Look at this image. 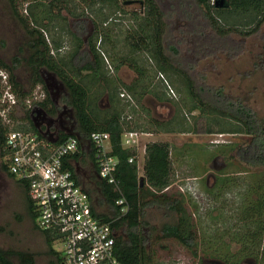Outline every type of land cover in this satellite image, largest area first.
I'll use <instances>...</instances> for the list:
<instances>
[{
  "label": "trees",
  "instance_id": "trees-1",
  "mask_svg": "<svg viewBox=\"0 0 264 264\" xmlns=\"http://www.w3.org/2000/svg\"><path fill=\"white\" fill-rule=\"evenodd\" d=\"M19 1L24 0H7L12 14L28 35L26 45L29 53L24 58V62L30 71V87L25 89L13 74V69L20 62L18 56H13L9 64L0 60V66L7 70L9 81L19 101L16 110L11 115L14 120L22 122L17 123L16 127L37 133L31 122L32 109L27 108L22 100L36 84H39L45 96L41 101L34 102L33 106L50 104L48 90L41 74L42 68H45L52 72L65 87L66 94L62 97V101L72 112L74 125L72 133L78 138V150L84 142L89 140L91 132L105 131L109 134L110 153L118 159L116 176L129 204V209L125 214L120 215L119 208L114 203L115 198L118 197L117 192L113 190L112 185L99 179L96 180L100 192L97 201L98 204H105L109 207L110 215H96L104 221L114 219L111 222V227L117 231L114 253L120 263L158 264L154 259L153 248L157 246L158 240L170 238L177 241L192 256H197L199 242L196 225L191 215L192 211L187 210L184 202L185 194L180 193L171 185L168 143L162 141L146 143L141 176H138L134 159L131 162L128 161L129 157L136 155V148L121 145V133L124 130L142 132H153L154 128L161 131L189 130V124L181 114H175L166 121L155 119L154 126L147 124L145 119H133L134 107L122 101L119 96L120 92L125 90L134 96L147 92L156 100L167 98L162 91L163 83L159 81L154 83L156 73L150 69L148 62L141 54L148 48L142 24L139 23L131 33L125 35L129 39L130 50L121 56L113 44H111V50H114V54L109 53L110 48L102 47L114 69H118L114 60L121 58L123 62L128 63L129 68L136 75L129 84L122 82L123 89L120 91L112 75L107 74L104 58L95 48L98 36L100 41L103 40V36L104 39L107 36L103 32V27L98 32L92 27V30L86 33L83 24L79 23L78 31L72 32L67 29V33L74 39L73 47L66 59L55 57L60 48L59 40L52 37L51 42L47 43L43 29L31 25L28 17L19 12ZM31 1L37 4L48 1L50 5H57L54 0ZM142 3L146 7L153 28V44L159 63L168 69L165 72L175 73L182 77L193 102L190 110L199 111L198 132L205 131L203 110L207 108L236 119L242 123L244 133L249 135L247 145L238 149L240 160L250 166H264L263 120L256 115L243 97L229 95L219 85H208L207 76L197 66L200 59L207 60L216 56L221 48L222 50L226 48V51L239 50V48H234V43H229L231 35L244 39L250 35L259 34L264 22V0H142ZM32 16L34 20H37L36 13H32ZM63 19L66 18L63 17ZM50 25L53 28L56 24L51 23ZM62 28L60 24V30ZM84 34L85 39L82 38ZM262 40L264 41V36ZM51 49L54 51L53 54L50 52ZM116 53L117 57H115ZM257 66L264 67V49L256 56V61L253 63L254 68ZM83 71L89 72L87 76L91 85H98L95 91L99 90L107 94L108 107L101 116L104 121L97 120L95 108L98 106L92 102L93 99H97V96L90 95L89 92L92 86L81 82ZM99 75L101 76L99 77L101 78L100 83L97 80ZM19 110L20 115H16ZM49 111L54 113L55 106L51 104ZM123 112L125 114L121 117ZM143 112L148 114L146 109ZM5 130L0 121L1 158L5 153L3 148ZM67 136L61 133L58 141ZM79 154L76 152L69 155L68 159L75 160ZM91 156L93 157V149ZM70 163L66 166L72 170ZM0 167L11 178L3 161ZM262 174L264 173H260L254 180L255 183L248 184L244 195L239 198L238 205H236L238 206L237 220L243 221L240 230L234 226L230 227L233 228V233L230 235L232 241L240 244L237 253L229 250L228 242L221 241L218 245L216 243V248L212 247L213 244L209 246L213 251H208V254L218 258L216 260L224 264H241L244 256L252 257L253 264H264V175L262 177ZM16 183L24 196L27 211L31 219H34L35 212L27 194V186L24 183ZM168 185H171L169 189L164 190ZM152 206L165 210L168 220L161 222L159 228L150 225L147 229L145 227L147 222L144 219L145 209ZM92 212H94L93 209ZM41 234L47 252L54 259V263L61 264V257L52 247V237L45 231H41ZM13 255L17 257L18 263L11 260ZM0 262L2 264H34V255L0 248Z\"/></svg>",
  "mask_w": 264,
  "mask_h": 264
},
{
  "label": "rangeland",
  "instance_id": "rangeland-1",
  "mask_svg": "<svg viewBox=\"0 0 264 264\" xmlns=\"http://www.w3.org/2000/svg\"><path fill=\"white\" fill-rule=\"evenodd\" d=\"M54 1L57 5H50L48 1L41 4L31 0L19 1V12L28 17L31 25L43 29L47 43L51 42L52 37L59 40L60 48L55 57L63 59L69 55L74 44V39L67 33V29L72 32L78 31L79 23L83 24L85 32L91 31L92 27L98 32L103 27L105 29L103 32L107 34L106 40L103 36V40L100 41L98 36L95 48L104 58L105 68L112 75L120 91L123 89L122 82L129 84L136 75L129 68L128 63L123 62L121 58L114 60V64L118 65V69H114L102 47L110 48L109 53L114 54V50H111V44H113L121 56L130 50L129 39L125 35L131 33L139 23L142 24L148 48L141 54L143 59L148 62L147 65L150 66V69L156 73L154 83L157 81L163 83L162 91L167 98L156 100L147 92L137 96L127 92L132 101L121 98L129 106L134 107L133 119H145V122L150 126H154L155 119L166 121L175 114H181L186 119L189 124L188 131H161L154 128L153 135L148 139L168 143L171 150V168L174 172L171 185L176 188L175 183H179L178 181L194 178L198 195L195 202L201 207L197 206L198 209H196L195 204H192L188 199L186 201V196L184 197L187 210L192 211L191 215L196 225L199 242L197 256H192L177 241L170 238L158 240L157 246L153 248L154 259L158 264H212V262L224 264L216 260L218 258L208 254V251H213L209 246L213 244L212 247L216 248L221 241H224L230 244L231 252L237 253L240 244L232 241L230 235L233 233V228L230 227L234 226L240 230L243 221L237 220L238 206L236 205H238L239 198L244 195L248 184L255 183L254 180L259 174L264 173V166H250L239 158L238 149L249 142V135L244 133L242 123L224 113L207 108L203 110L205 131L199 130L200 132H198L199 111L190 110L193 102L188 94L185 81L178 74L165 73V70L168 69L163 67L156 57L153 28L142 0ZM133 11L136 13L135 15L132 13ZM32 13H36L37 20H34ZM63 17L66 19L64 20ZM79 17L81 18L77 19ZM51 23L56 25L52 28ZM60 24L63 26L61 30ZM263 36L264 22L259 34H253L244 39L237 35H231L229 43H234V48H239V50L226 51V48L223 50L221 48L220 53L216 56L207 60L200 59L197 66L207 76L208 85H219L227 94L243 97L264 122V67H253L256 56L264 49ZM82 38L85 39L86 35H82ZM27 40L28 35L12 14L7 0H0V60L9 64L13 56L20 58V62L13 69V74L25 89L31 85L30 71L24 62V58L29 53L26 45ZM51 50L53 51V49ZM115 57H117V53ZM41 74L45 82L47 81L52 87L54 92L52 99L56 104L57 111H62L59 114V122L68 124L66 119L68 116L71 118L72 112L68 107H65L62 101V97L66 94L65 87L52 72L45 68H42ZM87 74L89 72H82L84 77ZM159 74H163L169 87L175 93L174 97ZM99 77L101 76H97V80L100 83L101 78L99 79ZM81 82L84 84V81ZM94 93L97 94L92 90L90 95H95ZM100 97L93 99L92 102L104 108L107 106L108 100L105 96L101 98L102 100L99 99ZM144 109L148 111L147 115L144 114ZM20 113L19 110L16 115H20ZM145 137L147 136H141L139 144L143 140H147ZM2 160L0 157V163ZM141 173L142 170L139 167L138 174ZM144 219L147 222L145 225L147 229L150 225L159 228L161 222L168 220V214L165 210L152 206L145 209ZM56 247L57 245H54L53 248ZM0 248L14 252L33 253L34 264H55L54 259L47 252L41 230L35 226V220L31 219L27 211L20 187L13 178L6 175L1 167ZM58 255L61 257L59 251ZM11 260L18 263L17 257L14 255ZM253 261L252 257L244 256L240 263L253 264Z\"/></svg>",
  "mask_w": 264,
  "mask_h": 264
},
{
  "label": "built area",
  "instance_id": "built-area-1",
  "mask_svg": "<svg viewBox=\"0 0 264 264\" xmlns=\"http://www.w3.org/2000/svg\"><path fill=\"white\" fill-rule=\"evenodd\" d=\"M50 52L53 54L52 50ZM159 75L163 78L162 74ZM38 85L22 100L27 108L32 109L33 103L45 96L41 85ZM167 86L174 97V91ZM119 96L132 101L126 91L120 92ZM18 104L8 72L0 66V121L6 129L2 161L11 178L26 184L35 212V226L52 237V247L57 245L53 249L61 253V264H121L114 253L116 230L111 227L112 221H104L93 214L88 193L66 166L68 156L78 152V138L68 135L61 141L53 142L38 132L17 128L19 121L11 115ZM142 134L138 130H124L121 145L136 146ZM89 141L98 176L117 192L114 203L119 208V214L123 215L128 211L129 204L116 176L118 159L110 153L109 134L93 131ZM133 159L129 157L128 161ZM178 182L175 183L177 190L187 194L198 209L194 178Z\"/></svg>",
  "mask_w": 264,
  "mask_h": 264
},
{
  "label": "crops",
  "instance_id": "crops-1",
  "mask_svg": "<svg viewBox=\"0 0 264 264\" xmlns=\"http://www.w3.org/2000/svg\"><path fill=\"white\" fill-rule=\"evenodd\" d=\"M165 73H167V72H165ZM107 74H109V73L107 72ZM85 76L86 77L83 76L81 81H84V84H86V85L92 86L90 81H89L90 80L89 77L87 75H85ZM163 78H164V76H163ZM165 82L167 83L166 80H165ZM45 85H46L47 90H48L50 104L47 103L43 106L35 104V106L32 107V110L30 113L31 114V122L33 123V126L36 128L38 133L44 135L45 137H47L48 139H50L53 142H55V141L57 142L59 140V135L61 133H65L66 135H73V133H72V130L74 128L73 120H72L73 116H71V118H70V116L67 117L66 122L68 121L69 123L67 122L68 124H66V125L61 124L59 122V119H60L59 114H61L60 112H62V111H59V112L57 111L56 104L52 99V93H54L52 91V87L49 85V83H47V81L45 82ZM167 85H169V84L167 83ZM97 86L96 85L92 86V88H90L89 92H91L94 89H97ZM123 91H125V90H123ZM96 92H97V94H95V93L94 94L97 97L101 96L99 99H101L103 96H105L107 99V94L105 92H100L99 90ZM51 104L55 106L54 113H51L49 111ZM107 107H108V104L104 108H102L101 106L100 107L98 106L97 108H95V112H96V116H97L98 121H104L101 116H103L104 111L107 109ZM123 114H125V112H123L121 114L122 115L121 117H123ZM152 135H153V132L150 133V132H144L143 131V134L141 136H147V137H145L147 140L146 141L143 140V142L141 144H139V142H138V144L136 146H132V147H135L136 151H137L136 155L133 157L134 161L136 162L137 173H138L139 167L141 168V170H143V162H144V156H145V145H146V143L155 141L151 138L148 139V137H150ZM145 138H143V139H145ZM140 139H141V137H140ZM140 139H139V141H140ZM92 149L93 148H92V145H91L89 140L87 142H84L81 145V148L78 150V153H80L79 157L75 160H70L71 163L70 162L69 163L72 165V171L74 172V177H75L77 183L89 195L91 206H92V209L94 211L93 213H95L94 215L95 216H97L96 214L110 215L109 214V212H110L109 207H107L105 204H98V201H97L100 192H99V189L96 185V180H99V179L103 180V179H101L98 176L95 161H94L93 157L91 156ZM170 154H171V152H170ZM170 157H171V155H170ZM67 161H68V159H66V161H65L66 165H68ZM171 161H172V159H171ZM171 164H172V162H171ZM173 173H174L173 169L171 168V179L172 180H173V176H174ZM142 174L143 173L138 174V176H141ZM16 182L17 181H15V183ZM18 183L23 184L21 182H18ZM112 188H113V186H112ZM113 190H114V188H113ZM185 196H186L185 197L186 201H187V199L189 201H191L189 196H187V195H185ZM192 204H193V202H192ZM97 217H99V216H97ZM99 218H101V217H99ZM113 220L114 219H111V221H113Z\"/></svg>",
  "mask_w": 264,
  "mask_h": 264
},
{
  "label": "flooded vegetation",
  "instance_id": "flooded-vegetation-1",
  "mask_svg": "<svg viewBox=\"0 0 264 264\" xmlns=\"http://www.w3.org/2000/svg\"><path fill=\"white\" fill-rule=\"evenodd\" d=\"M9 178H10V177H9ZM116 233H117V231H116ZM212 264H215V263L212 262Z\"/></svg>",
  "mask_w": 264,
  "mask_h": 264
}]
</instances>
